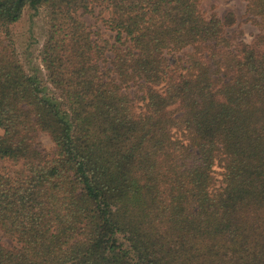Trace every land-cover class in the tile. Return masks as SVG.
I'll list each match as a JSON object with an SVG mask.
<instances>
[{
	"label": "trees",
	"instance_id": "16d2710c",
	"mask_svg": "<svg viewBox=\"0 0 264 264\" xmlns=\"http://www.w3.org/2000/svg\"><path fill=\"white\" fill-rule=\"evenodd\" d=\"M0 0V264H264V0ZM42 8L45 84L11 26ZM98 7L109 35L82 15ZM46 134L53 151L37 145Z\"/></svg>",
	"mask_w": 264,
	"mask_h": 264
},
{
	"label": "rangeland",
	"instance_id": "374dc122",
	"mask_svg": "<svg viewBox=\"0 0 264 264\" xmlns=\"http://www.w3.org/2000/svg\"><path fill=\"white\" fill-rule=\"evenodd\" d=\"M247 0H201L199 9L205 17L215 15L219 19H224L228 13L235 15V23L226 28L228 37L249 42L257 33V28L245 15ZM106 15L95 7L88 13L82 15V19L86 22L91 31L97 29L109 35L104 28L101 18ZM13 39L15 41L17 53L23 63L24 69L29 74L38 77L45 84V71L40 63L39 51L42 47L45 26L42 8L31 9L26 7L20 20L11 26ZM47 85V84H45ZM49 92L52 89L47 85ZM0 135L2 131L0 130ZM39 148L45 153L50 154L53 151V143L46 134H39L36 138ZM17 167L6 161H0L1 170L12 171ZM0 240L8 245L14 246L15 243L3 237L0 232Z\"/></svg>",
	"mask_w": 264,
	"mask_h": 264
}]
</instances>
